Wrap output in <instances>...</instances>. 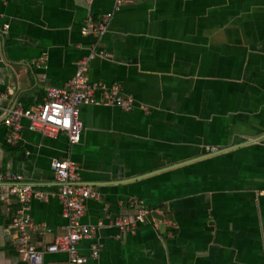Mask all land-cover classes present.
<instances>
[{"label": "crops", "instance_id": "crops-1", "mask_svg": "<svg viewBox=\"0 0 264 264\" xmlns=\"http://www.w3.org/2000/svg\"><path fill=\"white\" fill-rule=\"evenodd\" d=\"M114 5L0 0V264H31L7 174L52 195L28 212L44 250L66 233L53 166L66 159L98 195L81 219L97 227L78 246L84 264H264V0H121L104 38L83 32ZM95 49L90 80L119 83L136 109L105 105L99 90L98 103L82 106L79 144L27 118L10 144V112L45 102ZM133 201L152 213L122 231L113 220ZM66 261L47 253L43 264Z\"/></svg>", "mask_w": 264, "mask_h": 264}, {"label": "built area", "instance_id": "built-area-1", "mask_svg": "<svg viewBox=\"0 0 264 264\" xmlns=\"http://www.w3.org/2000/svg\"><path fill=\"white\" fill-rule=\"evenodd\" d=\"M114 1V10L107 13L97 25L89 19L83 32L93 33L104 38L110 29L114 13L119 9L121 0ZM97 49L79 62V67L74 78L64 87L52 86L48 89L45 102L36 108L26 109L16 107L5 119V125L11 130L10 144H17L22 138L24 126L23 119H29L33 130L50 138L66 134L72 144H79L83 139L85 124L81 118V109L85 104L98 103L97 93L103 91L105 105L118 106L126 111H133L137 102L133 96L126 95L119 83L111 86L101 82L91 81L88 72L90 63L97 57ZM60 190L54 193L64 206V215L67 220L66 233L58 235L53 244L46 249L38 248L32 242L31 231L35 229L30 210L33 198L50 200L51 194L37 189L33 184L23 182L22 175L7 174V178L14 181L12 192L17 194L24 206L21 214L15 219L14 225L20 230L19 245L21 253L31 264H43L47 253H65V264H84L85 260L79 253V244L82 239H92L96 235L97 227L81 221L89 198H97L93 188L84 183L78 173V165L71 159L57 160L53 164ZM151 210L145 208L141 202L131 203V212L119 215L113 224L122 231L136 230L139 222L146 220ZM99 254L97 245L93 246V256Z\"/></svg>", "mask_w": 264, "mask_h": 264}, {"label": "water", "instance_id": "water-1", "mask_svg": "<svg viewBox=\"0 0 264 264\" xmlns=\"http://www.w3.org/2000/svg\"><path fill=\"white\" fill-rule=\"evenodd\" d=\"M154 216H156L158 219H160V221H164V218H163V216H161V215H159V214H157V213H154ZM161 227H163V226H161Z\"/></svg>", "mask_w": 264, "mask_h": 264}]
</instances>
